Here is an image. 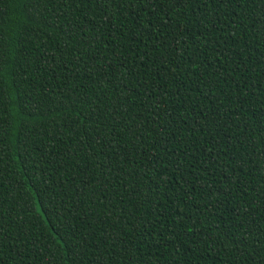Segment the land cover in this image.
<instances>
[{"label": "trees", "instance_id": "obj_1", "mask_svg": "<svg viewBox=\"0 0 264 264\" xmlns=\"http://www.w3.org/2000/svg\"><path fill=\"white\" fill-rule=\"evenodd\" d=\"M0 264H264V0H0Z\"/></svg>", "mask_w": 264, "mask_h": 264}, {"label": "snow or ice", "instance_id": "obj_2", "mask_svg": "<svg viewBox=\"0 0 264 264\" xmlns=\"http://www.w3.org/2000/svg\"><path fill=\"white\" fill-rule=\"evenodd\" d=\"M3 62L2 50H0V63Z\"/></svg>", "mask_w": 264, "mask_h": 264}]
</instances>
